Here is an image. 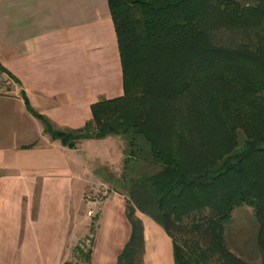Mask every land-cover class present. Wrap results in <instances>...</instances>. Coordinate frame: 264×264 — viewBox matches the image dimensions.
Masks as SVG:
<instances>
[{"label":"trees","instance_id":"obj_1","mask_svg":"<svg viewBox=\"0 0 264 264\" xmlns=\"http://www.w3.org/2000/svg\"><path fill=\"white\" fill-rule=\"evenodd\" d=\"M106 1L122 96L92 104L91 119L75 130L55 129L25 103L44 133L70 150L82 141L123 142L122 174L103 169L104 183L125 198L131 227L116 264H144L137 213L172 239L174 264H249L226 242L242 208L254 214L264 264V0ZM217 30L243 43L216 45ZM136 163L156 171L134 174ZM95 228L90 249L75 248L83 264H91Z\"/></svg>","mask_w":264,"mask_h":264},{"label":"crops","instance_id":"obj_2","mask_svg":"<svg viewBox=\"0 0 264 264\" xmlns=\"http://www.w3.org/2000/svg\"><path fill=\"white\" fill-rule=\"evenodd\" d=\"M0 66L10 78L0 94V186H20L21 223L33 229L54 190L82 178L97 179L90 168L87 174L80 144L70 150L52 140L25 101L55 129L75 130L91 119L92 104L122 96L117 39L107 1L0 0ZM100 165L113 167L109 162ZM38 184L42 188L33 219ZM110 206L118 209L117 220L104 218ZM137 215L143 224V263L174 264L172 239L151 219ZM130 233L125 201L114 194L96 224L91 264H116ZM68 237L66 225L56 264H61Z\"/></svg>","mask_w":264,"mask_h":264},{"label":"rangeland","instance_id":"obj_3","mask_svg":"<svg viewBox=\"0 0 264 264\" xmlns=\"http://www.w3.org/2000/svg\"><path fill=\"white\" fill-rule=\"evenodd\" d=\"M213 34V42L219 46L235 48L243 43L238 33L217 30ZM79 147V157L88 167L87 174L90 175V168L97 181L86 182L88 178H82V182L64 184L62 188L54 190L53 195L44 201L36 228L21 223L24 209L20 205V186H0V264H56L60 244L66 236V225L70 237L61 264H83L75 248L82 243L84 253L90 249L89 229L96 226L101 211L116 194L112 192V186L104 183L103 169L116 177L122 174L124 144L119 138L112 137L82 141ZM107 162L113 167L100 165ZM132 171L134 174H151L156 169L136 163L131 165ZM41 188L38 184L35 189L33 219L37 218ZM119 196L125 201L124 196ZM117 210L113 206L108 207L104 218L117 220ZM66 219L68 223L64 225ZM257 228L252 210L242 208L232 213V221L226 231V242L231 252L249 264H263L258 251L254 249ZM85 229H88L87 234H84Z\"/></svg>","mask_w":264,"mask_h":264},{"label":"built area","instance_id":"obj_4","mask_svg":"<svg viewBox=\"0 0 264 264\" xmlns=\"http://www.w3.org/2000/svg\"><path fill=\"white\" fill-rule=\"evenodd\" d=\"M10 82V78L7 77L6 73L0 69V94L5 93L6 87Z\"/></svg>","mask_w":264,"mask_h":264}]
</instances>
